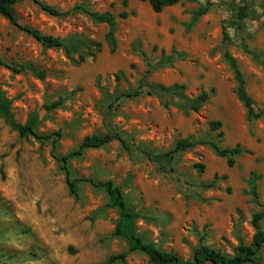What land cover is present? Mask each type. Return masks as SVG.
Segmentation results:
<instances>
[{
  "label": "rangeland",
  "instance_id": "374dc122",
  "mask_svg": "<svg viewBox=\"0 0 264 264\" xmlns=\"http://www.w3.org/2000/svg\"><path fill=\"white\" fill-rule=\"evenodd\" d=\"M40 1L61 15L22 1L18 23L65 47L46 49L0 16V60L11 67L0 66V97L17 124L60 138L53 151L57 136L22 138L0 114V264H108L127 251L128 242L113 235L120 213L107 192L79 182L78 198L71 196L54 158L86 137L117 132L131 150L117 141L89 150L70 161V177L113 181L139 215L134 231L144 242L184 261L202 244L228 255L251 244L252 216L263 211L247 194L253 172L264 201V0H211L196 21L207 0H181L161 13L139 0ZM92 13L116 17L115 47L106 41L109 26ZM227 53L240 65L259 119L249 120L237 97ZM134 90L140 94L128 97ZM201 93L210 97L195 112ZM213 122L222 127L211 130ZM187 139L207 144L169 162L143 154L163 155ZM208 143L249 153L229 167ZM112 264L153 263L134 252ZM256 264H264V248Z\"/></svg>",
  "mask_w": 264,
  "mask_h": 264
},
{
  "label": "trees",
  "instance_id": "16d2710c",
  "mask_svg": "<svg viewBox=\"0 0 264 264\" xmlns=\"http://www.w3.org/2000/svg\"><path fill=\"white\" fill-rule=\"evenodd\" d=\"M22 1H31L37 4L43 11L51 16L58 17L60 12L53 6L42 3L40 0H0V16L10 21L13 25L18 27L20 30L24 31L30 35L33 39L39 42L46 49L53 48H64L65 44L60 38H56L50 35H45L39 30L33 29L28 26H23L18 23L16 5ZM143 3H149L152 10L155 13H161L164 9L177 5L181 0H139ZM210 1L207 0V4L203 6L195 15L193 20H198L201 16L205 15L210 10ZM92 18L99 22L104 23L109 26V32L106 36V41L111 47H115V32L117 26V19L111 13H92ZM126 14H121L120 18H126ZM225 39L228 40L229 36L225 32ZM100 49L101 45H97ZM245 51L248 49L245 47ZM68 55L70 52L67 50ZM256 57V55H253ZM225 59L233 71L236 83H237V97L239 101L243 104L246 109L247 116L249 120H256L260 118V114L255 111L254 101L249 96L246 82L240 65L238 61L229 53L225 55ZM84 59H82L83 61ZM0 66L7 67L11 69L9 65H6L2 60H0ZM19 72V71H16ZM140 94V91L134 90L127 94L128 97H136ZM210 95L207 93H201L196 98L193 99L192 109L195 112H199L204 104L209 100ZM62 102H57L51 106H48V110H54L59 108ZM0 114L3 116L7 125L16 131L20 137L27 138L32 136L37 140H50L52 137L57 136V139L53 142V151L56 149V144L60 138V134H39L36 131L34 124L20 125L14 120L13 115L10 112V103L0 97ZM222 127L220 122H213L210 125L211 130L217 131ZM117 141L119 142L125 150H131V145L127 139L120 133L99 135L86 137L79 147L75 150L70 151L64 156L54 155L63 166V169L67 175V185L69 188L70 195L78 198L79 194V182H87L97 186L98 188L104 189L110 199V204L113 208H116L119 213V221L115 227L113 235L118 238H123L128 242L127 251L110 257L108 264L115 263L117 261L124 262L126 258L134 252H140L145 254L151 263L153 264H256L260 260V252L264 248V229L262 228V222L264 220V201H261L258 192V182L261 180V176L255 172L251 173L248 180V191L247 194L251 197V201L254 205L262 207L263 211L254 213L252 216V227L255 231L252 238L251 244H240L236 249L234 255H228L224 252L212 248L208 245L202 244L195 248L193 256L190 260L184 261L180 256L174 252H164L159 250L155 244L146 243L139 237L134 231V224L138 219L139 215L134 213L127 205L124 193L122 190L115 185L113 181H105L95 183L92 179H75L72 180L70 177L69 163L71 160L80 158L89 150L101 149L108 144ZM207 143H198L191 140H181L178 141L175 148L163 155H155L149 151H143V154L150 160L156 163H161L163 161H171L175 155L191 149L197 145H206ZM208 145L214 150V152L222 158L227 159L229 167H233L236 164V158L249 153V151L244 150L240 146L235 148H222L217 143H208ZM201 170H204L203 166H197ZM216 181V179H215ZM215 181L208 185V188L214 187Z\"/></svg>",
  "mask_w": 264,
  "mask_h": 264
}]
</instances>
